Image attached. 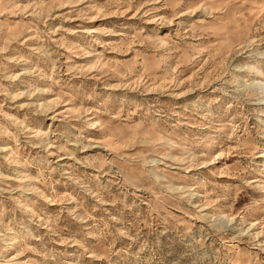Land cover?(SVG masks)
<instances>
[{
	"label": "rangeland",
	"instance_id": "obj_1",
	"mask_svg": "<svg viewBox=\"0 0 264 264\" xmlns=\"http://www.w3.org/2000/svg\"><path fill=\"white\" fill-rule=\"evenodd\" d=\"M0 264H264V0H0Z\"/></svg>",
	"mask_w": 264,
	"mask_h": 264
}]
</instances>
